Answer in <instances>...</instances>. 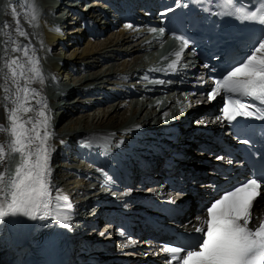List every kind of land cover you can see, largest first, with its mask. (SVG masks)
Returning <instances> with one entry per match:
<instances>
[{
  "label": "snow or ice",
  "instance_id": "snow-or-ice-1",
  "mask_svg": "<svg viewBox=\"0 0 264 264\" xmlns=\"http://www.w3.org/2000/svg\"><path fill=\"white\" fill-rule=\"evenodd\" d=\"M233 4L231 10L210 14L256 23L264 32V0H259V4L250 10H245L236 0ZM173 11L172 8L167 9V12ZM11 14L15 22L13 30L27 39L28 33L20 25L21 14L15 7ZM0 27L7 29L9 25L5 23ZM126 27L133 26L128 24ZM175 39L181 47L175 52L176 59L168 66L172 70L176 69L182 52L190 46L189 39L183 36L178 35ZM4 43L7 45V41ZM3 52L4 55L0 56V79L4 84L0 88L4 92L8 126L0 125V132L9 138L0 142V221L16 216L31 220L51 218L64 228H71L72 203L60 189H56L53 195L51 111L46 97L31 87L36 81H44L36 49L30 46V42L21 47L12 40V47L5 46ZM9 52L21 55L11 56ZM155 83L164 84L165 81ZM213 84L207 94L208 102L214 101L221 93L227 96L217 121H227L230 125L238 117L264 121V111L261 110L264 107V35L258 37L246 57L230 65ZM33 101L38 107L33 105ZM257 102L261 107H257ZM167 114L164 113L165 116ZM197 123H204V120ZM115 137L116 133L104 137L105 143L100 147L107 151ZM240 142L248 144L249 140ZM85 147H93V140L89 139ZM217 159L223 160L224 157L217 156ZM228 162L231 163L230 160ZM259 163V175L252 173L249 179L223 191L207 206L205 218L199 225H193V233L200 234L197 243L160 245V252L166 254V264H264V210L258 207V198L264 189V156ZM104 176L111 181L107 173ZM253 219L255 223H252Z\"/></svg>",
  "mask_w": 264,
  "mask_h": 264
},
{
  "label": "bare ground",
  "instance_id": "bare-ground-1",
  "mask_svg": "<svg viewBox=\"0 0 264 264\" xmlns=\"http://www.w3.org/2000/svg\"><path fill=\"white\" fill-rule=\"evenodd\" d=\"M28 1L33 10L42 11V0ZM137 1L121 0L117 2L116 11L110 9L111 5L105 9L93 10V20L90 17L84 18L75 27H71L69 32L61 29L58 31V28L52 26L49 19H46L49 18L48 13L41 18L44 31L39 32L35 29L34 23L36 20L38 21V18L32 19L25 0H19V2L18 0H3L0 2L3 5L0 9V26L5 23L9 25L7 29L0 27V56L4 55L3 49L5 46L9 49L12 47V40H15L21 47L30 42V46L36 49L44 81L43 83L36 81L31 87L36 88L42 96L46 97L50 111H52L51 108L55 104L57 105L56 108L60 109L61 117L58 123L51 124L52 137L50 144L52 142L56 143L57 140L60 143L63 141L60 147L66 153L71 154V159L77 162V166L83 172L89 174V176L76 182L71 187V191L75 193L77 199L75 206L87 213L91 212V207L96 205L98 198V193L92 188L94 179L91 176L95 174L96 165L100 164L102 159L99 150L89 151V148L85 147V144L89 142L88 134L104 140V137L112 133L121 136L128 129L129 132L124 134L129 136L137 126L148 125L153 121L163 123L165 119H171L175 106H182L180 101L176 100V97H168L163 102L151 105L148 95L145 99H142L141 95H136L137 90L144 85H149L148 80L142 79L146 67L159 62L157 59L159 47L148 40L151 34L143 33L145 25L141 26L140 24L144 21L137 18L138 16L146 17L148 12L145 6L136 11L131 10L132 4H136ZM152 1L155 6L162 2V0ZM85 4H89V2ZM153 5H150L151 10ZM13 7L21 14L19 17L20 25L28 33L27 39L19 36L13 30L15 28L14 18L11 14ZM59 11H61L60 8L57 12ZM129 14L134 15L136 23L126 22L125 15ZM128 24L133 27H126ZM118 27L120 29H116ZM5 41H7V45H5ZM130 45L133 46L129 51L128 46ZM9 55L17 56L21 54L9 52ZM51 55H53V58ZM125 57H128L127 60ZM64 76L75 77L72 83L73 89L68 90L70 93L68 99H75L73 95L80 96L77 102L69 108L67 101L60 104L59 101L54 99L59 90L61 91L59 86L64 80ZM54 80H57L59 86H56ZM115 82L119 83L115 87L117 92L109 93L101 89L103 85L114 86L113 83ZM3 84L4 80L0 79V85ZM131 85L134 88L138 87V89L132 92L133 97L130 100L123 95L132 90L130 89ZM119 91L121 92L119 93ZM210 91L211 89L207 87L200 90L201 94L195 96L197 101L201 98L204 99L203 101L208 106L198 109L192 114V118H196L197 121L204 120V123L200 124V129L205 138H207L205 135L206 130L211 131L213 127L218 125L216 117L218 116L220 95L214 101L208 102L207 94ZM106 94L107 97L104 98L103 95ZM100 95H102V98ZM3 96V89L0 88V125L7 127L8 121ZM32 103L36 106L35 101ZM209 108H211L210 112L208 111ZM165 112L168 113L166 116L164 115ZM180 113L178 111L177 116ZM29 115H32V113H29ZM8 138L6 133L0 132V142H4ZM76 145L83 146V149H75ZM194 160L196 158H193ZM163 193L164 188L156 187L152 199L161 198ZM128 202L131 205L136 204L134 199H129ZM258 207L264 210V199H259ZM192 210L193 206L190 203H185L183 212L184 214L188 213L185 222L189 229H193V225H199L200 221L205 218L202 210H200L201 214L197 215ZM197 217L200 220H197ZM5 219L8 222H17L19 225L26 222H40L43 226L54 223V219L51 218L31 220L27 217L16 216L6 217ZM255 222V219H253L252 223ZM145 231L146 234L152 233L150 227H146ZM152 238L154 237L152 236ZM154 246L156 245L137 246L127 253L111 248L104 261H109L108 264H148L149 257L156 253L155 249L149 250ZM13 257L22 259V254L14 253ZM5 258H10V256L5 255ZM161 261L164 262V259H161Z\"/></svg>",
  "mask_w": 264,
  "mask_h": 264
},
{
  "label": "rangeland",
  "instance_id": "rangeland-1",
  "mask_svg": "<svg viewBox=\"0 0 264 264\" xmlns=\"http://www.w3.org/2000/svg\"><path fill=\"white\" fill-rule=\"evenodd\" d=\"M2 1H3V0H0V2H2ZM137 18H138V17H137ZM116 29H120V27H118V28H116ZM98 42H99V41H98ZM69 46H71V45H69ZM132 46H133V45L128 46V50H129V51L131 50ZM51 56H52V58H53V55H51ZM125 58H126V60H127L128 57H125ZM122 60H123V59H122ZM64 77H66V76H64ZM93 112H94V111H93ZM57 137H58V136H57ZM56 144H57V145H56ZM51 145L53 146L54 149H58V148H60L61 143L58 142V140H57L56 143H55V142H52ZM55 146H56V147H55ZM76 148H79L80 150H82V149H83V146L76 145V146H75V149H76ZM79 149H78V150H79ZM90 149H91V150H96V147L93 146V147H91ZM78 154H79V151H78Z\"/></svg>",
  "mask_w": 264,
  "mask_h": 264
}]
</instances>
